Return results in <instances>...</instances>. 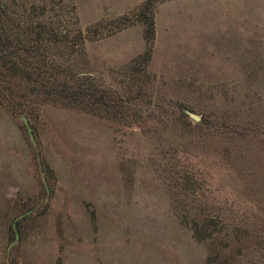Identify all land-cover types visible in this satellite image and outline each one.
<instances>
[{
	"label": "rangeland",
	"instance_id": "obj_1",
	"mask_svg": "<svg viewBox=\"0 0 264 264\" xmlns=\"http://www.w3.org/2000/svg\"><path fill=\"white\" fill-rule=\"evenodd\" d=\"M41 1L64 31L99 25L48 60L63 58L112 96L139 83L142 93L100 114L47 102L13 115L0 105V264H206L207 245L176 203L240 199L217 135L190 131L175 109L264 132V0L157 1L145 64L134 14L145 0ZM120 15L131 22L118 26ZM190 169L202 175L193 192Z\"/></svg>",
	"mask_w": 264,
	"mask_h": 264
},
{
	"label": "trees",
	"instance_id": "obj_2",
	"mask_svg": "<svg viewBox=\"0 0 264 264\" xmlns=\"http://www.w3.org/2000/svg\"><path fill=\"white\" fill-rule=\"evenodd\" d=\"M157 1L145 0L134 13L144 26L146 45L136 59L144 64L151 58L155 36L152 8ZM42 4L41 0H0V105L13 115L37 113L47 102L100 114L109 107L119 110L128 105L127 99L142 93L139 83L138 91H129L126 98L118 93L112 96L105 86L69 64L63 65V58L48 60V51L70 52L97 32L99 25L86 31L78 27L64 31L52 23ZM131 20L120 15L115 22L122 26ZM182 108L175 109L184 116L182 125L199 134L214 131L217 135L219 157L229 164L233 177L230 188L240 199V206L233 207H215L204 200L176 203L194 238L207 245L206 264H264V132L248 121H193ZM183 177L186 187L192 189L202 175L190 169Z\"/></svg>",
	"mask_w": 264,
	"mask_h": 264
},
{
	"label": "water",
	"instance_id": "obj_3",
	"mask_svg": "<svg viewBox=\"0 0 264 264\" xmlns=\"http://www.w3.org/2000/svg\"><path fill=\"white\" fill-rule=\"evenodd\" d=\"M188 113L195 120H200L201 119V117L198 114H196L195 112H193V111H188ZM23 120H24V122L26 124L27 130H28L31 138L33 139V141H35L33 129H32V126L30 124V121H29L28 117L26 115H23ZM19 216H21V215H19ZM14 225H15V222H14Z\"/></svg>",
	"mask_w": 264,
	"mask_h": 264
}]
</instances>
